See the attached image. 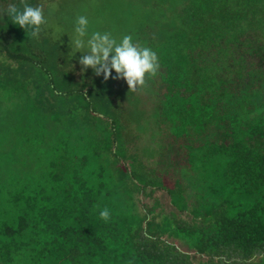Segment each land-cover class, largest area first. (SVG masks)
I'll use <instances>...</instances> for the list:
<instances>
[{
	"label": "trees",
	"instance_id": "16d2710c",
	"mask_svg": "<svg viewBox=\"0 0 264 264\" xmlns=\"http://www.w3.org/2000/svg\"><path fill=\"white\" fill-rule=\"evenodd\" d=\"M60 1L28 3L52 7ZM110 1L127 5L111 15L127 23L123 34L158 56V73L147 78V101L158 111L148 124L151 141L155 132L169 133L208 183L211 199L195 206L181 181L169 184L157 168L123 158L118 149L125 126L99 112L105 105L101 84L86 95L74 87L58 90L47 50L35 48L34 38L4 14L0 107L10 108L11 92L24 90L27 100L40 92V116L59 119L63 100L67 110L80 109L95 124L83 141L96 150H52L51 181L37 191L10 179L0 183V264H197L170 241L180 237L206 258L200 264H264V0ZM9 3L19 0H0V12ZM21 40L26 50L15 49ZM45 74L51 79L44 83L54 89L49 100L40 81ZM1 116L0 133L11 128L5 112ZM7 173L13 172L3 166L0 180ZM113 189L128 200L124 209ZM156 190L191 220L163 218L158 201L142 204ZM105 208L107 222L99 215Z\"/></svg>",
	"mask_w": 264,
	"mask_h": 264
},
{
	"label": "rangeland",
	"instance_id": "374dc122",
	"mask_svg": "<svg viewBox=\"0 0 264 264\" xmlns=\"http://www.w3.org/2000/svg\"><path fill=\"white\" fill-rule=\"evenodd\" d=\"M43 6L47 24L42 26L41 32L47 36V39H42L43 34L40 33L39 38H34V47L47 50L49 54L47 67L50 69L58 90L65 91L69 87L87 90L101 84L105 92L103 96L105 105L99 112L108 116L112 121H121L125 126L123 130H120L125 137L120 139L122 144L118 149L121 150L123 158L134 159L137 163L143 162L145 165L157 168L169 184L176 180L181 181L191 204L200 207L209 202L211 191L207 186L208 183L200 172L190 165L186 150H180L178 142L169 133L155 132L156 139L154 142L151 141V136L154 138V129L152 124H150V128L148 124L157 120L155 117L158 111L157 106L155 107L147 101L152 89L148 79L144 88L138 89L137 92H131L123 79H119L113 84L111 79L110 81H101L103 75H94L91 68L85 70L83 74L81 73V65L78 61L82 53L76 52L74 55L76 50L70 44V38L75 36L76 18L80 15L88 18L89 36L94 31L111 32L113 37L119 41L124 35H127L123 34L127 23H117L112 19V16L115 12L120 15L121 8H125L126 3L122 7L119 4L114 5L110 0H61L54 5L55 7L48 4ZM25 48L24 40L15 44L17 50ZM50 79L51 75L49 74L40 75L42 86L47 85L45 83ZM49 86L50 82L45 88L47 100L50 99V92L54 91ZM21 92L23 93L20 95L11 92L12 96L11 94L10 96L14 100L10 108L0 107V120H2L1 115L5 112L7 120L11 123L10 130L0 133V169L5 166L13 172L7 173L8 177L2 174L0 183L10 179V182L18 181L21 185H31L37 191L41 187L49 186L48 183L51 181V164L55 161L54 155L51 154L52 150H85L86 148L87 150H96V145L90 141H83L86 138V132L92 131L95 124L89 122L80 109L71 113V110H67L65 104H62L63 100L59 107V119L52 116L48 118L40 116L45 107L40 105L42 98L36 96L40 95V92L35 96L31 95L34 98L28 100L25 98L27 96L24 90ZM2 98L0 93V102H2ZM22 98H25L26 102L28 101L26 106L20 103ZM73 120L78 122L72 124ZM45 127L52 129L51 136ZM59 158L64 160L65 154L62 153ZM60 169L61 166H57L55 171ZM113 191L118 206L124 209L129 204L128 200L121 191L114 189ZM157 201L161 205L157 212L163 218H171V215L177 214L186 221L191 220L188 213H179L171 205L170 198L165 191L151 192L150 196L143 198L142 204L152 206ZM135 202L137 207L134 212L140 213L141 206L137 201ZM170 241L178 245L184 252L191 254L197 264L206 260V258L198 257L191 244L183 237Z\"/></svg>",
	"mask_w": 264,
	"mask_h": 264
},
{
	"label": "clouds",
	"instance_id": "9594fccd",
	"mask_svg": "<svg viewBox=\"0 0 264 264\" xmlns=\"http://www.w3.org/2000/svg\"><path fill=\"white\" fill-rule=\"evenodd\" d=\"M4 14L31 38H39L42 26L47 24L44 6H33L28 0H19L18 4L9 3L0 12V16ZM88 26V18L78 16L75 21V36L70 38V44L76 50L74 55L76 52L82 53L78 61L82 74L91 68L94 75H103L105 81L109 78L123 79L131 92L144 88L147 78L157 75L160 65L156 52L151 48L134 43L131 35H124L119 41L111 32L94 31L89 36ZM113 71L115 76L112 75ZM99 215L105 222L110 219L107 208L101 210Z\"/></svg>",
	"mask_w": 264,
	"mask_h": 264
}]
</instances>
